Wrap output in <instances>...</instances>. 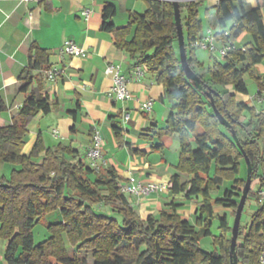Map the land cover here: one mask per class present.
Returning <instances> with one entry per match:
<instances>
[{
    "label": "trees",
    "instance_id": "obj_1",
    "mask_svg": "<svg viewBox=\"0 0 264 264\" xmlns=\"http://www.w3.org/2000/svg\"><path fill=\"white\" fill-rule=\"evenodd\" d=\"M201 6L199 0L179 2L187 61L198 77L197 86L187 79L181 66L172 0L148 1V10L131 17L122 28L112 23L116 8L106 4L101 26L113 34L119 50L156 74L157 82L165 88L171 104L166 127L148 131L158 137L179 138L176 170L187 174L188 181L181 183L179 176H173L171 192L184 194L188 200L200 199L195 213L200 230L178 214L174 204L157 216L141 218L130 195L121 193L116 173L109 170L105 179L100 175L93 182L89 176L100 174L102 169L94 171L88 163L77 160L78 152L70 146L47 148L39 136L30 155H25L29 125L38 115H48L54 109L47 95L31 92L12 124L0 125V166L21 167L9 179L0 178V239L7 264H86L76 256L81 251L91 253L93 264H231L232 228L226 216L219 219L222 234L214 240L215 252L201 249L200 240L211 235L214 206L230 208L235 216L247 178H239L242 168H247L244 157L251 165L247 200L252 197L261 206L249 226L240 223L235 254L237 264H263L264 200L260 194L264 193V108L258 111L238 102L225 88L231 85L246 93L245 75L255 77L256 66L264 61V0L257 8L247 0L216 3L213 33L217 40L231 43V50L210 67L199 61L197 49L192 47L203 33ZM246 37L251 41L244 43ZM241 43L243 46H237ZM49 60V51L32 47L29 65L20 77L21 92L29 91L35 72L52 67ZM255 79L257 99L263 103L264 78ZM5 110L0 99V115ZM225 182L230 187L214 198ZM97 206L110 208L111 215L97 212ZM56 211L62 216L61 223L43 221ZM41 222L50 237L35 245L33 229ZM65 242L74 249L73 258Z\"/></svg>",
    "mask_w": 264,
    "mask_h": 264
},
{
    "label": "crops",
    "instance_id": "obj_2",
    "mask_svg": "<svg viewBox=\"0 0 264 264\" xmlns=\"http://www.w3.org/2000/svg\"><path fill=\"white\" fill-rule=\"evenodd\" d=\"M148 1L0 0V99L6 106L0 115V125L12 124L31 92L47 95L54 109L48 115H38L29 125L23 150L25 155H30L40 136L47 148L56 149L59 145L74 148L78 152L77 160L81 159L87 165V152L94 133L98 132L107 166L101 168L100 174L89 176L93 182L100 175L105 179L103 177L112 170L120 183L128 182L132 173L136 181L165 184L168 189L163 193L130 196L133 208L141 218L146 219L150 215L157 216L163 210H171V204H174L178 206L177 213L190 222L200 206V199L188 200L184 194L175 195L170 185L175 175L179 176L181 183L188 181L187 174L176 170L180 157L179 138L158 137L148 131L152 127L159 130L166 127L171 104L165 88L157 82L156 74L116 47L112 33L101 29L106 4L116 8L112 23L116 28H122L127 26L131 17L148 10ZM257 1L260 3V0ZM201 2L206 5V15L214 12L215 16L216 0ZM86 12H90L88 18ZM211 23L208 30L216 32ZM205 35L203 26L200 37ZM69 41L86 50L87 58H60V48ZM34 45L49 51L50 64L61 67L64 72L53 83L46 80L44 71L35 72L36 78L29 91L23 93L20 91V77L29 65ZM110 64L120 66L121 73L131 80L127 86L130 99L124 102H115L108 95L112 79L106 74V68ZM136 68L142 72L138 78L134 76ZM147 102L152 103L149 111L142 108ZM262 104L264 108V102ZM20 169L17 165L12 172ZM225 211L228 221L233 212L226 207ZM186 213L190 218L186 217ZM43 221L59 224L62 216L56 211L46 215ZM39 225L45 228L42 222L34 227L35 245L50 237L45 228L41 232L43 241L36 244L34 231ZM65 245L73 258L74 249L67 242ZM76 256L85 260L86 264L94 263L89 251H81ZM0 264H7L4 241L1 239Z\"/></svg>",
    "mask_w": 264,
    "mask_h": 264
},
{
    "label": "built area",
    "instance_id": "obj_3",
    "mask_svg": "<svg viewBox=\"0 0 264 264\" xmlns=\"http://www.w3.org/2000/svg\"><path fill=\"white\" fill-rule=\"evenodd\" d=\"M192 0H185L189 2ZM201 1V0H199ZM219 0H216L218 2ZM90 12H86L85 16L88 18ZM227 36V33H225ZM221 44V47L217 45ZM192 47L195 49L206 50L211 54H217L219 56L218 60H223L231 50V43H223L217 40L213 31L209 30L208 34L197 39ZM60 58L69 56L71 58H87L88 53L83 48L77 46L72 41L66 42L62 48L59 50ZM64 70L61 67L52 66L48 71L45 72L46 80L50 83L56 82L63 74ZM106 74L112 79V87L109 90V97L115 102H124L130 99V93L128 91V84L131 81L121 73L120 66L115 64H110L106 68ZM142 75L140 68H136L134 76L138 78ZM258 100L261 101L259 98ZM151 102L145 103L142 108L143 110L149 111L151 109ZM88 166L94 171H99L101 168L106 167L107 163L102 154V138L98 132H95L92 138V145L87 152ZM121 193L130 196H148L152 193H163L168 189L165 184L158 183H148L145 184L141 181H136L133 174H130V179L128 182H121L119 184ZM261 199L264 200V193L261 194ZM264 264V260H262Z\"/></svg>",
    "mask_w": 264,
    "mask_h": 264
},
{
    "label": "rangeland",
    "instance_id": "obj_4",
    "mask_svg": "<svg viewBox=\"0 0 264 264\" xmlns=\"http://www.w3.org/2000/svg\"><path fill=\"white\" fill-rule=\"evenodd\" d=\"M247 2L254 8H257V7L261 6V4H262V0H260V3L257 0H247ZM205 12H206V5H202L200 8L199 19L201 20V22L204 26V32L207 35L209 32V30H208L209 25L211 22L214 21V12H212V14H209V15H206ZM211 31H213V30H211ZM248 41H251L250 37H246V40L244 43H247ZM237 45L239 46L240 44H237ZM196 55H197L199 61H201L205 64V67L213 66V62L215 60L219 59V56L217 54H215V53L211 54L210 52H208L206 50L197 49ZM254 71H255V77L260 76V77L264 78V61L261 64L257 65ZM255 77H252L250 74L245 75L244 80H245L246 89H247L246 93L236 91L235 88L232 87L231 85L226 86L225 89L227 91H229L231 94H235L238 102L246 103L250 107H255L259 111L260 109L263 108L262 107L263 104L260 100L257 99V94L259 92V86H258V83H257V80L255 79ZM245 116L248 117V114L246 113ZM16 166L17 165H14V164H3V165H1L0 166V178L4 176V177H7L9 179L11 177L13 168ZM244 175L245 176L247 175V168H245V167L242 168V172H241V175L239 176V178H244ZM229 187H230V184L228 182L223 183L221 185L220 192L213 195V197L219 198L220 196L223 195L224 190L229 188ZM262 191H264V190H262ZM260 206L261 205L258 204L256 202V200L252 197L247 200L243 214H242V219H241V226L242 227L249 226V224L251 223V219H252L253 215L258 211ZM94 208L96 209L97 212L99 211V212H103L104 214L107 213V214L111 215V213H110L111 209L110 208L105 209V207L99 208L98 206L94 207ZM213 210H214V217L210 220L211 235L208 237H202L200 240L201 249H203L204 251H206L208 253L215 252L214 240H215V238L219 237L222 234V230L220 229V220L219 219L224 217L225 213H226L225 207H222V206H214ZM182 212L185 213V211H182ZM186 217H189V213H186ZM198 217H199V215H196V214L192 218L189 217L191 225H193L196 228V230H200V226L196 222ZM233 221H234V216L232 215L228 218L229 228H232ZM42 230H45V228H43L41 225H39L35 228L34 234H35L36 244L43 241V238H41L42 237V235H41Z\"/></svg>",
    "mask_w": 264,
    "mask_h": 264
},
{
    "label": "water",
    "instance_id": "obj_5",
    "mask_svg": "<svg viewBox=\"0 0 264 264\" xmlns=\"http://www.w3.org/2000/svg\"><path fill=\"white\" fill-rule=\"evenodd\" d=\"M172 2L174 5V8H175V21H176V26H177V36H178V42H179V53H180L181 66H182V69H183L187 79L190 80L195 86H197L196 84L198 82V77L192 71V69L190 68V66L188 64L187 54H186V50H185V46H184V35H183V28L181 25V17H180V11H179L180 0H172ZM216 114L218 115V118L220 119V121L224 125H227L224 122V119L218 114L217 111H216ZM232 137H233L234 141L237 143V145L239 146V148L242 149L238 140H237V137H236L234 131H232ZM244 160H245V164L247 167V178H246L244 188L242 190L240 201H239L238 206L235 210V216H234V221H233V225H232L231 245H230V253H229L231 264H237V256L235 254V247H236L237 239H238V235H239V228H240V223H241V219H242V214H243V211L245 208V204H246V201L248 198L249 191L251 189V165H250V162L247 159V157H244Z\"/></svg>",
    "mask_w": 264,
    "mask_h": 264
}]
</instances>
